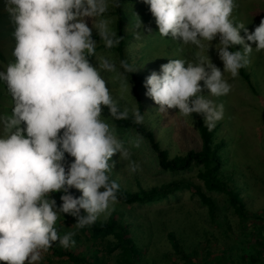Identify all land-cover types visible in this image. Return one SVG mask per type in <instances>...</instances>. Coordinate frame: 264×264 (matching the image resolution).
I'll use <instances>...</instances> for the list:
<instances>
[{"label":"clouds","instance_id":"9594fccd","mask_svg":"<svg viewBox=\"0 0 264 264\" xmlns=\"http://www.w3.org/2000/svg\"><path fill=\"white\" fill-rule=\"evenodd\" d=\"M14 31V62L0 72L13 100L10 115L0 116V262L38 264L54 242L65 249L74 246V233L63 236L55 227L59 214L77 218V228L93 225L117 202L119 185L110 181V158L130 161V152L117 138L115 127L101 119L102 106L115 120H127L114 102L100 71L114 72L107 59L98 67L88 57L96 42L84 18H96L93 27L107 48L119 44L107 23L97 18L108 10L107 0H5ZM159 34L183 44L202 46L219 37L221 71L211 61L171 59L144 81L146 95L158 111L178 109L182 116L201 114L209 131L223 119L224 106L209 96L229 94L233 78L248 66L255 44L264 50V18L254 31L230 19L235 0H145ZM140 21H138V27ZM243 29L245 36H241ZM251 42V43H248ZM242 45V51H231ZM125 71L133 70L121 61ZM203 81V89L200 82ZM134 123H142L139 109ZM62 131V134H61ZM136 147L139 145L136 144ZM65 153L74 159L65 166ZM138 165L130 161V170ZM80 190L74 197L70 189ZM103 189V190H101ZM52 192H62L56 208Z\"/></svg>","mask_w":264,"mask_h":264},{"label":"rangeland","instance_id":"374dc122","mask_svg":"<svg viewBox=\"0 0 264 264\" xmlns=\"http://www.w3.org/2000/svg\"><path fill=\"white\" fill-rule=\"evenodd\" d=\"M107 3L108 8H111V0H107ZM235 3L236 7L230 17L234 25L244 24L249 32L254 31L264 18V0H235ZM132 7L135 11L130 17V22L138 24L140 21V25L144 26L149 20L154 21L153 25L151 23L152 28L149 29L152 32L151 36H146L147 39L142 42L144 47L142 46L141 50H144V53L148 48L146 50L148 55L143 58L142 62V70L146 69L143 81L153 71L159 74L161 65L171 59H182L187 64L188 62L195 63L199 58H203L211 61L223 71V61L219 58L217 49L218 36L211 42L202 40V46L199 47L192 44L185 45L181 41L173 40L171 36L160 35L152 14L143 13L145 7L142 8L138 4H132ZM95 19L93 17L84 18L93 32H97L93 27ZM97 20L105 21L108 29L112 30L114 18L108 15L101 16ZM13 31L14 28L6 10V2L0 0V50L6 56L5 61L0 59V72L6 71L8 64L15 60L12 55L15 46ZM240 34L245 36L243 29H240ZM235 47L242 51V45H235ZM252 47L253 51L249 56L250 63L245 68L252 75L256 90L251 89L239 75L233 78L227 72L223 73L224 79L231 86V91L227 95L211 97L207 89H203V81L200 84L203 89L201 94L212 99L217 105L223 104L224 106L223 119L216 123L218 127L214 132L215 141H222V147L219 149L222 156L220 173L231 186L238 187L246 207L251 211H257L264 207V50L257 52L255 44H252ZM103 59L117 65L116 56L102 50L96 51L89 62L94 67H98ZM100 75L106 81V86L118 107L129 109L132 112L138 109L133 93L135 82L128 80L118 71L101 70ZM146 91L147 89L139 91L143 111L141 113L142 123L153 133L160 148L167 150L169 157L183 156L190 149L199 150L201 139L197 121L200 118L204 120L203 116L192 113V116L185 117L178 112V109L160 112L158 111L159 106L146 95ZM12 108L13 100L6 83L0 81V116L10 115ZM101 119L115 127L117 138L123 142L124 147L131 154L130 161L139 166L136 171H131L130 161L120 159L119 153H115L110 158L109 164L112 169L108 173L122 188L134 192L140 188L158 186L182 177L191 178L195 183L203 185L202 181L196 177L201 165H192L186 171L165 170L159 166L157 153L150 147L149 142L131 128L117 127L115 119L110 116L106 106H102ZM3 134V124L0 123V135ZM136 144L139 146L136 147ZM73 159L65 153L66 168ZM202 188L206 191L204 187ZM208 193L216 202L219 219L228 221L234 227L237 217L229 206L226 195L221 192ZM50 198L55 200L57 209L63 203L53 195H50ZM111 213L129 222L131 234L136 243L139 247L145 246L144 257L149 261L143 264H181L174 258L171 259L172 249L167 239L169 232L175 234L186 252L194 249L201 250L208 246L220 247L223 243V235L210 220L206 206L187 189L148 204H126L117 200L97 220L106 219ZM65 218L64 213L59 214L55 224L60 236L64 235L60 230V223ZM208 238L210 240H207ZM53 245L58 246L59 242H54ZM77 245V250L96 253L95 244L84 242L83 236L78 238ZM97 254L103 255L100 251ZM42 256L38 264H48L49 261L58 259L50 249ZM106 262L113 264V259L106 257Z\"/></svg>","mask_w":264,"mask_h":264},{"label":"trees","instance_id":"16d2710c","mask_svg":"<svg viewBox=\"0 0 264 264\" xmlns=\"http://www.w3.org/2000/svg\"><path fill=\"white\" fill-rule=\"evenodd\" d=\"M111 3V8H108L103 16L109 15V17L114 18V24L110 32L115 33L114 39H119L120 42L113 48H107L98 33L92 31V39L96 42L95 53L102 50L111 52L116 56V71L128 80L135 82L133 93L141 114L143 111L139 91L141 89L146 90L143 81V74L146 69L142 70V62L143 58L148 55L146 52L148 48L145 49V53L141 48L143 46L142 42L147 39L146 36L152 34L149 29L152 28L154 21L149 20L150 23L146 22L144 26L140 25L138 27V24L130 22V17L135 11L133 7L131 8L132 4H138L142 8L145 7L144 14H151L150 6L145 3V0H111ZM230 50L236 51L237 49L234 45ZM93 56L88 57V60L90 61ZM0 59L6 60L5 53L3 54L1 50ZM121 61H125L135 71H125L121 67ZM239 76L251 89L256 90L252 75L245 67L240 69ZM119 109L124 111L126 108L119 107ZM127 110L129 118L127 120H115L117 127L131 128L144 137L149 142L150 147L157 153L159 166L165 170L186 171L192 165H201L202 167L198 170L196 177L202 181L203 185L195 183L191 178L182 177L158 186L140 188L138 191L131 192L122 188L107 173L110 181H115L119 185L117 200L126 204H148L162 200L182 189H187L206 206L210 220L223 235V243L220 247L211 248L208 246L201 250L194 249L186 252L175 234L169 232L167 239L172 249L171 259L174 258L175 261L181 264H264V207L257 211L249 210L238 187L231 186L220 173L222 156L219 149L222 147V141L216 142L214 139V132L218 125L216 124L215 128L209 131L204 124V120L202 118L198 119L197 126L201 139L200 149H190L183 156L169 157L167 150L160 148V144L155 140L153 133L143 123H134L133 112ZM202 187L206 191H203ZM69 191L74 197L82 195L75 188H71ZM208 192H221L226 195L227 202L237 217L234 227L228 221L219 219L216 212V202ZM50 195L61 200L63 193L52 192ZM64 215L66 218L60 223V230L63 234L74 233L73 240L75 244L68 249L60 245H52L50 248L51 253L58 259L49 261L48 264H108L106 257L112 258L113 264H143L149 261L144 257L145 246L139 247L132 236L129 222L118 218L115 213H111L106 219L97 220L93 225L83 228L76 227V217L69 214ZM82 236L84 242L95 244L96 253H85L77 250V240ZM98 246L100 247L99 250ZM98 251L102 252L103 255H98Z\"/></svg>","mask_w":264,"mask_h":264}]
</instances>
